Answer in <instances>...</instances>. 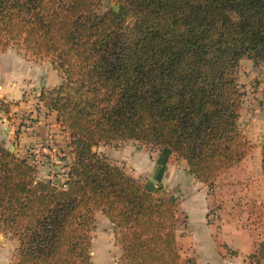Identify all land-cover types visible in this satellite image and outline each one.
<instances>
[{"label":"trees","instance_id":"16d2710c","mask_svg":"<svg viewBox=\"0 0 264 264\" xmlns=\"http://www.w3.org/2000/svg\"><path fill=\"white\" fill-rule=\"evenodd\" d=\"M112 1L118 11L101 12V0H0V52L15 48L57 72L38 99L74 156L61 186L0 144V233L17 240V264H94L97 211L123 264H180L177 203L93 147L165 148L206 184L251 148L238 125L237 66L264 61V0ZM261 168L264 178V141ZM263 257L264 240L250 264Z\"/></svg>","mask_w":264,"mask_h":264},{"label":"crops","instance_id":"0c3cea01","mask_svg":"<svg viewBox=\"0 0 264 264\" xmlns=\"http://www.w3.org/2000/svg\"><path fill=\"white\" fill-rule=\"evenodd\" d=\"M29 65L18 54L8 50L0 52V98L5 102H18L11 106V113L0 116V144L4 146L5 139L16 138L14 148L18 155L31 156L32 160L38 155L45 159L36 160L38 165L33 163L40 179H57L56 183H64L74 159L67 146L69 133L58 122L56 112L47 110L37 100L41 87L57 85L58 78L51 70L47 75L45 72L37 96H34L36 100L24 97L22 101L23 90L36 84L35 67L32 69ZM102 149L114 162L127 163L142 172L149 178L152 188L161 184L164 192L151 190L155 195L177 203L176 239L180 264H248L249 255L256 252L258 243L264 240L263 227L261 230L256 225L247 226L238 216L225 215L220 222L212 220L209 212L214 198L210 194H189L195 182H200L189 174L184 159L177 162L172 155L168 159L161 155L150 157L147 151L133 150L128 145L113 149L103 146ZM128 173L135 178L133 171ZM98 216L103 219V225L112 227L101 211L95 213V219ZM260 262L264 264V257Z\"/></svg>","mask_w":264,"mask_h":264},{"label":"rangeland","instance_id":"374dc122","mask_svg":"<svg viewBox=\"0 0 264 264\" xmlns=\"http://www.w3.org/2000/svg\"><path fill=\"white\" fill-rule=\"evenodd\" d=\"M101 3V12L116 5L112 0H101ZM7 50L18 54L23 61L30 63V68L33 69L35 67L36 84L29 89L23 90L22 101L24 100V97L30 98L37 96L36 93L40 88V81L42 76H45V72L47 75L50 70L53 71L55 73L54 75L58 78L56 79L58 80L57 84H59L60 77L49 61L37 60L15 48H9ZM237 81L242 92L238 125L241 132L251 144V148L241 161L222 173L211 184L200 182L195 178L200 183L195 182V185L192 187L193 189H189V194H210L213 196L214 203L211 205L209 212L210 215H212V220L217 219V221L220 222L222 216L228 215L232 218L238 216L240 219H244L243 222L245 225H256L257 228L261 227V230H263L264 178L261 168V151L264 141V61H254L252 59L242 58L237 66ZM34 98L36 100V97ZM37 100L39 99L37 98ZM6 102L7 104L5 103L2 108L3 110H5V107L8 108V112L11 113V106L16 105L18 102ZM58 122L60 123L59 120ZM59 131L61 132L62 130ZM69 141L70 139L68 140L67 146L69 145ZM15 143H17L16 138L8 139L7 141L5 139L4 147L18 155L19 152L17 153L14 148ZM124 145H128L129 148L133 150L139 148L142 151H147L150 157L161 155L168 159L170 155H172L177 162L181 159L168 149L144 145L134 140L118 142L116 146L99 144L98 146L93 147V151L104 155L111 162L116 163L103 153L102 147L107 146L109 149H113ZM62 146L65 145L62 144ZM62 148L64 147L60 146L61 150H63ZM31 155L34 157L33 154ZM57 156L60 157L61 155ZM21 157H25V155ZM30 157L27 158L35 165H38L35 162L36 160H45L38 155L35 156V160L30 159ZM116 164L122 167L127 173L133 171L135 178L146 186L147 189L153 191H156V189H162L161 184L157 185V188H152L149 183V178L142 174V172L137 171L135 167L122 162ZM49 173H51V171H49ZM54 181L58 182L59 180L54 179ZM161 192H164V190L162 189ZM176 194L184 193L177 192ZM228 216H226V218L229 219L230 217ZM211 222L214 223V221ZM111 228L112 227L107 224L103 225V219L101 217L98 216L95 219V229L91 234V256L94 264H123L121 260V248L119 245L115 244L114 234ZM17 262V240L13 238L9 232L0 233V264H17Z\"/></svg>","mask_w":264,"mask_h":264},{"label":"built area","instance_id":"2783aa9c","mask_svg":"<svg viewBox=\"0 0 264 264\" xmlns=\"http://www.w3.org/2000/svg\"><path fill=\"white\" fill-rule=\"evenodd\" d=\"M2 101H4V100H2ZM3 103H5V101L4 102H1V98H0V116H3L4 114H5V112H4V110H3V108H2V105H3ZM61 124V123H60ZM61 126L65 129V127L61 124ZM67 130V129H66ZM68 132V131H67ZM69 133V132H68ZM52 139V138H51ZM58 184V183H57ZM59 185H61V186H65V184L64 183H60ZM248 264H250V261L248 262ZM251 264H254V263H251Z\"/></svg>","mask_w":264,"mask_h":264},{"label":"water","instance_id":"95a60500","mask_svg":"<svg viewBox=\"0 0 264 264\" xmlns=\"http://www.w3.org/2000/svg\"><path fill=\"white\" fill-rule=\"evenodd\" d=\"M112 8H113L114 11H118V9H119V7L117 5H113Z\"/></svg>","mask_w":264,"mask_h":264}]
</instances>
